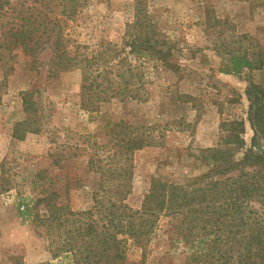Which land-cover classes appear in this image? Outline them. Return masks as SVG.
Segmentation results:
<instances>
[{
    "label": "trees",
    "instance_id": "obj_1",
    "mask_svg": "<svg viewBox=\"0 0 264 264\" xmlns=\"http://www.w3.org/2000/svg\"><path fill=\"white\" fill-rule=\"evenodd\" d=\"M90 1L0 0V71L6 70L0 77V101L13 70L9 62L19 51L30 57V69L40 73L44 66L50 77L80 70L81 107L90 112L111 101L145 102L160 70H179L176 56L183 49L168 36L148 0H133V19L119 43L90 47L74 41L66 23ZM47 50L49 59L40 61ZM262 67L260 55L230 51L222 54L220 71L239 75ZM247 95L251 146L244 139L246 121L225 122L217 147L196 155L209 171L182 185L152 178L140 209L125 202L132 190L129 161L153 143L151 128L109 121L113 143L94 148L88 162L99 176L93 207L73 211L42 190L35 197L18 194L19 217L42 230L52 258L65 264H124L129 243L144 250L160 231L172 244L184 246L185 264H264V88L252 85ZM36 97L35 91L21 93L26 118L17 126L18 138L40 131ZM65 154L51 155L54 164Z\"/></svg>",
    "mask_w": 264,
    "mask_h": 264
},
{
    "label": "rangeland",
    "instance_id": "obj_2",
    "mask_svg": "<svg viewBox=\"0 0 264 264\" xmlns=\"http://www.w3.org/2000/svg\"><path fill=\"white\" fill-rule=\"evenodd\" d=\"M148 2L183 52L176 56L179 70L156 74L145 102L111 101L98 112L86 111L80 101V70L50 77L44 66L40 73L30 69V57L20 51L9 62L13 70L0 101V264H65L52 258L42 230L19 217L18 194L35 197L44 190L45 195L54 193L58 206L91 209L99 176L88 162L94 148L113 143L109 121L151 128L153 143L129 161L132 190L125 202L133 209L141 208L152 178L182 185L208 172L196 155L217 147L225 122L246 121L244 139L251 146L247 91L252 85L264 88V67L239 75L220 69L222 54L230 51L264 58V0ZM133 15V0H91L66 23V30L81 45L119 43ZM49 55L47 50L40 61L47 62ZM24 91L37 92L40 131L18 138L17 126L26 118ZM62 151L66 159L55 165L52 156ZM185 257L184 246L172 244L160 231L144 250L129 243L124 264H185Z\"/></svg>",
    "mask_w": 264,
    "mask_h": 264
}]
</instances>
